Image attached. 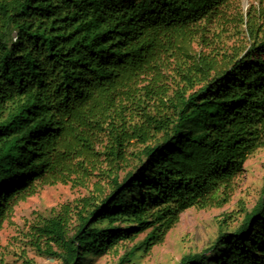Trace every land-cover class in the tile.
<instances>
[{
    "label": "trees",
    "instance_id": "1",
    "mask_svg": "<svg viewBox=\"0 0 264 264\" xmlns=\"http://www.w3.org/2000/svg\"><path fill=\"white\" fill-rule=\"evenodd\" d=\"M231 1L0 0V227L37 182L68 171L70 154L88 153V141L78 152L70 139L86 120L100 129L111 107L108 161H127L131 141L142 148L105 194L84 200L73 233L59 218L46 223L61 264L151 228L146 244L230 190L264 146V37L221 69L188 62L195 29ZM177 264H264V185L236 227Z\"/></svg>",
    "mask_w": 264,
    "mask_h": 264
},
{
    "label": "rangeland",
    "instance_id": "2",
    "mask_svg": "<svg viewBox=\"0 0 264 264\" xmlns=\"http://www.w3.org/2000/svg\"><path fill=\"white\" fill-rule=\"evenodd\" d=\"M262 37L264 0H233L195 29L190 53L192 60L188 63H207L213 70L221 69L226 63L246 56L251 44ZM196 76L198 79L202 75L196 73ZM166 78L171 88H175L173 82L179 79L176 73L170 72ZM143 82L141 79L142 85ZM115 113L114 107L104 111L100 129L91 125L89 120H86L87 126L76 127L80 140L70 139L72 147L75 144L80 152L84 142L88 141V153L70 154L65 164L69 168L67 172L58 169V174L37 182L32 195L14 203L0 227V264H61L51 255V252L58 253L59 250L43 232L46 223L59 218L67 224L68 233H73L79 223L78 213L83 210L84 200L98 199L102 195L100 190L105 194L110 179L115 174L121 178L131 170L142 148L131 141L127 161L120 162L117 167L108 161V118H113ZM124 115L128 118L129 113ZM263 185L264 146H261L248 155L230 190H219L209 197L207 204L185 210L165 234L144 244L151 231V228L147 229L120 242L104 256L87 255L82 264H116L132 251L133 256L125 264H177L184 255L207 249L220 227H236L243 213L248 212L259 199Z\"/></svg>",
    "mask_w": 264,
    "mask_h": 264
}]
</instances>
